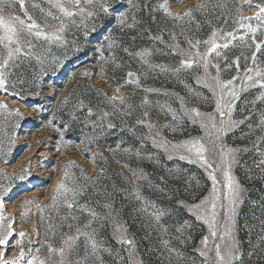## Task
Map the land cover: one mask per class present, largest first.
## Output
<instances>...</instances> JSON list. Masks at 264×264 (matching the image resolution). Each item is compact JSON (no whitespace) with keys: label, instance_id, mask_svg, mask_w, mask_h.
I'll return each mask as SVG.
<instances>
[{"label":"rangeland","instance_id":"374dc122","mask_svg":"<svg viewBox=\"0 0 264 264\" xmlns=\"http://www.w3.org/2000/svg\"><path fill=\"white\" fill-rule=\"evenodd\" d=\"M62 2L76 15L64 16L50 0H24L23 8L19 0L4 4L5 17L17 15L30 23L27 13L43 33L61 39L21 33V53L3 70L8 89L0 90V104L7 105L0 108V240L7 243L0 244V264L18 260L22 251L20 264L33 256L59 264L49 246L59 249L78 228L88 235H80L64 264H220L214 245L224 254L233 240L239 257L233 264H264V212L253 217L246 232L239 229L248 191L237 174L243 164L247 183L264 176V21L255 19L264 0H81L84 12L69 0ZM166 2L173 16L207 7L193 11L191 19L174 20L159 7ZM128 41L141 46L132 51ZM211 41L229 47L211 52ZM5 58L0 45V62ZM184 60L196 63L184 68ZM216 65L220 81H233L221 101L223 110L231 101L232 121H242L226 134L219 132ZM230 90L235 98L226 94ZM112 96L117 106L108 102ZM120 97L126 98L122 105ZM193 140L205 145L211 168L185 147ZM68 165L74 166L66 183L82 187L83 194L75 198L77 207H53ZM229 176L237 191L232 220ZM212 203L217 205L214 229L204 222L213 219ZM84 209L98 215L93 218ZM121 235L133 245L120 243ZM88 237L98 244L95 255ZM13 244L12 254L3 252Z\"/></svg>","mask_w":264,"mask_h":264},{"label":"snow or ice","instance_id":"6c2138e0","mask_svg":"<svg viewBox=\"0 0 264 264\" xmlns=\"http://www.w3.org/2000/svg\"><path fill=\"white\" fill-rule=\"evenodd\" d=\"M69 2L77 9H79L80 12H84L85 9L80 7L81 5V0H69ZM87 3L91 4L93 2V0H86ZM177 2H183V0H177ZM6 3V0H0V29L3 30V35H0V45H3V49H6V58L0 62V90H3L5 93H7V89H8V83L6 80V76L4 73V69L8 67L9 61H11L14 56H16L18 53H21V47H20V42H21V33H27L28 35H35L36 37H41L43 36L44 39L46 40H60L61 37L55 33L51 34V35H47L45 33H43V31L41 30V25L37 24L35 21L32 20L31 16H28L27 13H25V15L27 16V20L31 21L30 23H26L24 19H21L20 16L17 15H9L7 17H5V15H3V9H4V4ZM50 3H53L54 7L59 9V11L61 13H63L64 16L67 17H72L74 15H76V12L69 10V8H67L65 6V3L62 2V0H50ZM19 4L20 7L23 8L24 7V0H19ZM160 8H162L164 10L165 13H167L169 16H171L174 20H182L184 19V17H187L189 19L192 18L193 15V11H200L202 9H204L205 7H207L206 4H200L197 5L194 9H190L188 10L186 13H184L183 16H173L171 12H169V6L166 3L164 4H160L159 5ZM103 11L107 12L108 9L105 7L103 8ZM48 15H52L51 12L48 13ZM89 15H91V13H89ZM54 19L56 17H53ZM134 19V18H133ZM256 20L259 21H264V7L260 8V13L258 15H256L255 17ZM126 21V17L125 16H121L119 19V23L121 25H123ZM19 26V27H18ZM243 26V25H242ZM129 27H132V25H129ZM247 28L249 30V32L255 34V32L257 31L256 28L252 27L251 24L247 25ZM35 30V31H33ZM59 31H63V27L61 26V28L59 29ZM216 34L213 33V36H215ZM229 36H232V39L235 40L236 37L233 36L231 33H229ZM241 40L244 39L243 36L240 37ZM210 43H212V48L210 49L211 52H215L217 48H224L227 49L229 47L228 43H224L223 45L220 44H216L214 41H211ZM15 45V46H14ZM28 46L29 48H31V41H28ZM112 44H109V47H111ZM193 47H195V45H193ZM261 48V44L257 43L255 45V50L257 52L260 51ZM25 55H28V53H24ZM217 56L220 55L219 52L216 53ZM201 59H205L204 56L201 57ZM251 59L253 60V62H255V55H253L251 57ZM196 63L195 60H184L182 61V67L184 68H192L194 66V64ZM205 74L207 75L208 73V62L205 61V63L202 65ZM217 68V75L213 76L212 79L213 81H215V87H214V91L218 90L219 91V100L217 102L216 105V110L219 113V116L221 117V127L219 129L220 133L226 134L227 130L229 127L234 126L236 123H242V121H232L231 119V113H232V102L229 101L228 105H227V112H225L223 109L225 107V105L223 103H221V101L224 100V96H225V90L229 89V86L233 83V81L229 80L227 82H222L219 79V67L218 65L215 66ZM177 72L180 71V69H176ZM249 71H251V69H249ZM85 75H87V73H85ZM129 76L132 75V73L128 74ZM257 75H260V73H257ZM246 79L248 81H252L253 77L252 76H247ZM259 83V82H258ZM250 86H255V84L250 85ZM260 86L262 88H264V83H260ZM14 87V85H13ZM117 91H119V89H117ZM228 96L235 98L236 97V93L234 90H230L226 93ZM9 95H16L15 92L13 93H9ZM126 98L124 97H120L119 98V105H122L125 103ZM108 102L112 103L114 106H117V97L112 96V97H108ZM64 103H67V101L65 100ZM145 103H147V101H145ZM0 108L6 109L7 105L4 104H0ZM193 111L195 112V116H200V112L198 110L193 109ZM9 114L11 115L12 113L9 112ZM16 115H20L19 111L17 110ZM89 114H91V110H89ZM109 113L104 112L103 115L107 116ZM227 115L229 117V119L227 121L223 120V117ZM175 118V117H173ZM210 119L213 120V124L212 127L215 128L216 124L214 122V118L210 117ZM261 125H264V119H262L260 121ZM112 125H109V127H111ZM217 139H219V136L217 137ZM185 147L188 148L189 152H194L196 154V156L198 157V159L202 160L203 163L205 165H207V167L211 168V164L208 163V161L205 159L204 157V153L207 151V149L205 148V145L203 143H201V141L199 140H193L191 141L190 145H185ZM180 159H185L184 156H181ZM189 162H193L191 160H189ZM261 164H264V160L260 161ZM74 165H68L66 167V171L64 174V180L59 183L56 187V193L53 197V207H56L57 204L59 203H63L66 204V207L68 209H72L74 207H77L76 203H75V198L78 195H82L83 194V188H77L76 186H69L66 181L69 178V171L68 169H70L71 167H73ZM24 175L25 174H21L20 179L23 180L24 179ZM211 179L213 181V184L215 185L216 183H218V181L216 180L215 175H211ZM238 187V186H237ZM227 188H228V203H229V208L228 211L230 213L228 219L232 220V215H234V210L231 207L234 203H235V198L237 196V191L234 188V182L231 176L228 177V184H227ZM216 189H213V194H214V200H219L220 196L216 194ZM63 198V200L61 199ZM137 198H139V194H137ZM3 207V201L2 199H0V208ZM154 207V206H153ZM195 207L199 208L200 205H196ZM212 207V221H209L208 219H205V223L209 224V227L214 229L215 228V216H216V203H212L211 205ZM86 211H88L89 215H91L93 218H95L98 214L94 211H92L91 209H84ZM147 210V209H145ZM26 214V213H25ZM161 214L156 215V219L159 220ZM199 218L204 219L203 215H200ZM71 219L75 220L77 219V217L72 216ZM91 223V222H89ZM9 228H11V225L8 226ZM69 227H71V225H69ZM85 227H87V225H85ZM117 231H120L119 228L116 229ZM231 231V229H228L225 232V235H228L229 232ZM20 237L23 238L25 236V233L21 232ZM80 235H85L87 236V233H82L81 230L78 228L77 232L75 235H69L67 236L64 240H63V246L60 247L59 249L56 248H52L51 246H49V252L50 253H58L59 255V264H64V260H65V254L66 253H71L74 250V247L76 246V241L79 239ZM212 236H216L217 233L215 230H213L211 232ZM88 239L91 241V255H95L98 251V244L96 243L95 240H92L91 237H88ZM7 241L6 240H0V244H6ZM120 243L122 244H126V245H133V241L131 239H126L123 235L120 236ZM165 244L168 243V241H164ZM202 243L205 245V247L208 244V238L205 237L202 241ZM215 248V255L216 258L219 260L220 264H233V261L235 259H238V255L237 253L234 251L237 248V244L236 242L233 240V242L227 247L226 251L224 254L221 253V248L219 244H215L214 245ZM106 250V249H105ZM38 251V249H37ZM201 255H205V253L202 251ZM99 258V257H98ZM24 259V253L23 251L21 252V255L19 257L18 260L11 262V264H20V260ZM4 264H9V262L5 261ZM26 264H45V261L43 260H39L38 257H31L28 259V261L26 262Z\"/></svg>","mask_w":264,"mask_h":264},{"label":"trees","instance_id":"16d2710c","mask_svg":"<svg viewBox=\"0 0 264 264\" xmlns=\"http://www.w3.org/2000/svg\"><path fill=\"white\" fill-rule=\"evenodd\" d=\"M135 42L136 41H128L132 51H135L141 46L139 43ZM135 44H137V46H135ZM244 166L243 164L239 165L237 174L248 191L247 198L239 213V229L246 232L247 228L252 224L253 217L264 212V176L251 183H247L242 177L244 175ZM254 206L257 208L254 209ZM262 259L264 261V248L262 250Z\"/></svg>","mask_w":264,"mask_h":264},{"label":"bare ground","instance_id":"6f19581e","mask_svg":"<svg viewBox=\"0 0 264 264\" xmlns=\"http://www.w3.org/2000/svg\"><path fill=\"white\" fill-rule=\"evenodd\" d=\"M11 243H12V242H11ZM14 244H15V243H14ZM14 244H13V245H11V246L9 245V247H7V248L4 246V248H6V249H4V251H3V252H4V253H8V254H12V252H13V249H14V247H15V245H14ZM1 249H2V248H1Z\"/></svg>","mask_w":264,"mask_h":264}]
</instances>
